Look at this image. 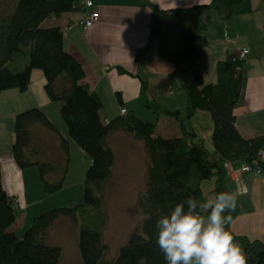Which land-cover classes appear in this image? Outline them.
Segmentation results:
<instances>
[{"label":"trees","instance_id":"obj_1","mask_svg":"<svg viewBox=\"0 0 264 264\" xmlns=\"http://www.w3.org/2000/svg\"><path fill=\"white\" fill-rule=\"evenodd\" d=\"M81 0H13L9 11L0 10V92L16 88L25 91L31 72L38 69L45 79L43 89L50 102L60 103L59 114L66 127L62 135L40 107H32L15 114L13 119L12 157L20 169L35 166L38 180L46 194L62 188L69 165V142L73 141L89 161L83 181V202L55 207L33 217L30 226L20 235L10 231L15 220V200L8 196L0 180V264H59L62 250L45 242L47 231L63 217L79 224L78 248L82 264H166L159 249L156 221L177 203L192 196L204 201L201 182L214 180V197L226 192L225 170L222 160L232 163L251 162L264 143V134L244 138L235 125L234 108L244 95L246 84L245 60L228 54L217 61L215 83H204L194 74L190 82L181 85L186 104L184 111L168 110L147 96V82L140 79L143 105L156 115L173 117L179 125V136L162 137L155 132L156 123L136 116L132 111L102 122L99 96L81 84L84 69L80 62L63 48V30L59 26L42 27L50 15L77 11ZM209 11L222 19L251 11L250 0H210L208 4L161 10L153 8L150 39L158 40V53L174 63L169 80L190 70L191 62L199 57L202 46L208 44L207 26L203 20ZM179 15L184 23L180 33L181 48L164 52L161 40L170 32L169 17ZM145 48L136 52V61L143 65ZM23 61L17 68L13 61ZM120 72H126L118 67ZM209 113L212 120L210 153L191 128L186 127L196 110ZM40 125L55 133L65 156L61 176L48 182V174L56 168L50 162L34 160L38 155L32 144L30 129ZM123 131L143 142L148 157L144 181L145 189L136 198L142 215L140 226L131 232L127 243L118 248L115 258L106 259L108 247L103 240L107 223L105 187L111 179L115 157L107 139L115 131ZM227 214V213H226ZM232 219L238 214V202ZM248 256V264H264V243L234 234Z\"/></svg>","mask_w":264,"mask_h":264},{"label":"crops","instance_id":"obj_2","mask_svg":"<svg viewBox=\"0 0 264 264\" xmlns=\"http://www.w3.org/2000/svg\"><path fill=\"white\" fill-rule=\"evenodd\" d=\"M91 1L93 8L99 13V21L85 32L78 25L85 16L82 6L77 11L63 12L57 16L50 15L42 21L41 26L62 28L64 50L77 59L84 69V78L81 84L94 91L102 102L99 111L102 122H107L120 115L121 108H125L126 112L132 111L139 118L138 113L150 116L151 113L143 105L140 96L138 75L147 82L149 99L153 101L163 99L160 106L171 111L178 109L183 112L186 104L184 91H182L183 94L175 95L172 85L176 84L178 87L186 85L197 73L202 76L204 83H215L217 61L224 59L228 54L237 55L245 47L248 49V53L243 58L245 60L246 84L242 100L233 110L235 125L244 138L264 134V48L260 49L257 54L256 51H253L254 46L250 44L251 42L242 41L237 44L233 35L232 38L224 40L226 56L222 53L216 55L215 47H213V41H215L213 39L216 36L210 34V25L215 24L214 22L217 20L219 27L226 26L231 31L233 30L231 27L232 18L245 16L243 19L246 24L241 32H244V37H246L252 25L250 16L253 12V0H250L251 11L248 13L231 16L227 19L220 18L215 11L204 14L203 20L208 30V32L206 30V37L209 38H207L208 44L202 46L199 57L192 61L189 74L176 76L174 83L169 80V73L173 70L174 63L161 57L158 53V40L150 39V31L153 26L152 10L153 8L161 10L185 8L192 5L208 4L210 0ZM259 2H261L260 9L256 15V22L253 23L256 29L264 31V0H259ZM169 22L171 24L170 32L161 40L164 52L181 48L180 33L184 28V23L179 15L170 16ZM175 26L178 29L172 36L171 31ZM262 40L264 44V38ZM144 48L146 49L145 62L140 65L135 56L138 50ZM22 64L23 61L20 60L13 61L11 65L17 68ZM118 67L123 68L126 72H120ZM33 70L30 84L25 91L21 92L16 88H11L0 92V180L7 195L16 202L15 220L9 227V230L13 232L21 229L26 223H31L33 217L43 211L44 208L39 201L45 195L42 184L38 180L37 171H33L34 166L20 169L13 160L11 146L15 114L32 107H40L50 120H53L52 122L55 123L54 125L60 133L62 135L66 133V127L59 114L60 103L50 102L41 90L37 94L32 91V88L40 85L42 88L45 82L42 72L33 76ZM109 116L110 118H107ZM201 118L206 120V129L198 120ZM151 122L156 123L155 132L157 135L166 138L180 135L178 122L169 115L163 113L156 115L155 120ZM187 123L186 127L194 131L196 141L201 142L210 153H213L212 120L209 113L198 109L189 120H186L185 124ZM33 128L30 129V135L38 154L46 155L49 157L48 159H52V153L56 151V148H61L58 146L59 137L52 132L55 137L50 140L51 137L41 131L42 129ZM120 132L123 131L118 130L111 133L107 139L108 146L115 157L114 168L118 155L122 150L123 153L126 152L125 147H131L132 144L138 145L126 139L132 138L131 136L126 133L128 137L122 136ZM122 140L127 141L123 144ZM69 144L70 158H73L74 154V160H70V171L66 174V179L71 177L81 182L89 161L73 141H70ZM63 160H65L64 153ZM221 163L225 170L226 192L235 193L238 202V214L231 220L230 230L234 234L244 235L251 240L258 239L264 243V175L240 172L228 160H222ZM208 181L211 184L208 187V193L213 199L214 180ZM204 182L205 180L201 182V189L205 197L202 187ZM205 198L203 202H206Z\"/></svg>","mask_w":264,"mask_h":264},{"label":"rangeland","instance_id":"obj_3","mask_svg":"<svg viewBox=\"0 0 264 264\" xmlns=\"http://www.w3.org/2000/svg\"><path fill=\"white\" fill-rule=\"evenodd\" d=\"M12 1L13 0H0V10L9 11L12 5ZM260 4L261 2H259V0H253V12L250 16L252 25L250 31L247 32L246 37H244L245 36L243 34L244 32H241L243 30V26H245L246 24V21L243 19L245 16H235L234 18H232L233 20L231 27H233V30L231 31L226 26L222 28L219 27L218 20L217 22H214L215 24L210 25L211 36L212 35L216 36L213 39L215 40L213 41L214 42L213 47H215L216 55L219 54L221 55L222 53L226 56V52H225L226 42H224V40L226 38H232L233 35L235 37V43L237 41V44L241 43L242 41H247L249 43L251 42L250 44L254 46L253 51H256L257 54L260 52V49L264 48V44L262 43L263 42L262 39L264 38V31L263 30L260 31L256 29L253 23L256 22V15L259 12ZM177 29H178L177 26H175L172 29L171 31L172 36H174ZM236 36H237V40H236ZM254 61L256 62L257 60ZM191 66H192V62H191ZM188 72L189 70L179 73L177 76L189 74ZM37 73H40V70L34 69L33 76H35ZM40 90L42 93L45 94L43 86L41 88V85L32 88V91L35 94H37ZM172 90L175 95L183 94L182 92L183 90H181L176 84L172 85ZM175 95L172 96L174 97ZM161 100L163 99H157V101L154 100V102L157 104H161L162 103ZM149 111L151 113L149 114L150 116L148 115L149 117H147V115H144L143 113H138V115L143 120L154 121L156 113H154L152 109L151 110L149 109ZM107 118H110V116ZM198 120H200L201 125H203V128L206 129V120L202 118ZM186 125H188V123ZM33 127H34L33 129H42L41 131H44V133H46L47 135H49V137H51L50 140L54 139L53 137H55L54 136L55 134L50 132L48 129L40 125H35ZM120 133L122 134V136L126 135L124 132H120ZM125 137L128 136L126 135ZM126 139L127 140L129 139L128 141H131L132 143H137L140 146L132 144L131 147L128 146L125 147L126 148L125 153H123L124 152L123 150L121 151V153L117 157L116 166L115 168H113L111 179L107 183L104 191L105 199H106L105 210L107 213V223L103 231V240L108 247L106 259L110 262L115 258L118 248L127 243L129 234L139 228L142 219V215L136 207V198L138 194L142 193L145 189L144 176L148 162V157L145 152V148L142 141L133 140L132 138H126ZM127 140H122V143L123 144L126 143ZM58 146H60V140ZM69 152H70V144H69ZM48 158L49 157L46 155L38 154L36 157H34V160H38L40 162H50L52 165L55 166L56 168L55 172L48 174L46 177V180L52 183L59 179V177L61 176V172L64 168L65 163L63 160V153L61 151V148L60 147L56 148V151L52 153V159H48ZM71 159L74 160V154H73V158H70V153H69V165H68L67 173L68 171H70L69 168H70ZM33 171H37L35 166L33 167ZM66 177L62 184V188L59 191H56L52 194H46L44 192L45 195L39 201L44 208L43 211L55 207L80 204L83 202L84 179L83 181L79 182L71 177L66 179ZM210 185L211 184H209L208 180H205L204 184L202 185L203 190L205 192L206 201L212 199L211 194L208 193V187ZM30 224L31 223H26V225L21 227V229H18L15 233L17 235H20L30 226ZM78 234H79V224L72 222L69 218L66 217L56 220L53 226L49 228V230L47 231V235L45 236V242L51 246H58L62 250V255L59 264H82V260L78 248Z\"/></svg>","mask_w":264,"mask_h":264},{"label":"clouds","instance_id":"obj_4","mask_svg":"<svg viewBox=\"0 0 264 264\" xmlns=\"http://www.w3.org/2000/svg\"><path fill=\"white\" fill-rule=\"evenodd\" d=\"M235 201L236 194L229 192L206 202L189 196L161 214L156 243L166 264H248L244 249L226 229Z\"/></svg>","mask_w":264,"mask_h":264},{"label":"built area","instance_id":"obj_5","mask_svg":"<svg viewBox=\"0 0 264 264\" xmlns=\"http://www.w3.org/2000/svg\"><path fill=\"white\" fill-rule=\"evenodd\" d=\"M82 8L85 10L84 18L79 22V27L82 31H86L89 27L99 21V13L96 9L93 8V3L91 0H83ZM248 53V49L243 47L238 53L237 57L239 59L244 58ZM125 108L120 109V114H125ZM231 165L235 167L240 172H252L256 175H264V143L257 152V155L251 162H237L232 163Z\"/></svg>","mask_w":264,"mask_h":264}]
</instances>
